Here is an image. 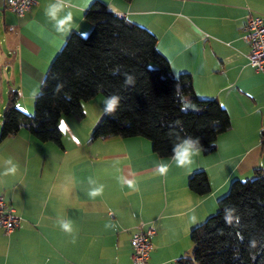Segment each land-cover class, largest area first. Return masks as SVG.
I'll list each match as a JSON object with an SVG mask.
<instances>
[{"label": "crops", "instance_id": "0c3cea01", "mask_svg": "<svg viewBox=\"0 0 264 264\" xmlns=\"http://www.w3.org/2000/svg\"><path fill=\"white\" fill-rule=\"evenodd\" d=\"M94 1L71 0V30L58 34L45 14L53 0H37L24 17L0 0V130L11 89L20 94L17 106L34 113L35 97L70 33L90 32L84 14ZM99 1L153 32L173 74L189 73L199 97L227 109L231 128L214 152H200L187 168L158 157L145 138L91 141L103 114L87 125L86 116H64L62 146L40 142L26 129L0 141V171L7 158L19 165L16 175L0 177V196L21 218L12 235L0 230V264H133L130 239L141 223L157 230L148 264H174L191 252V230L217 212L232 182L264 171V75L250 65L242 39L245 16L264 17V0ZM158 164L168 167L161 172ZM201 170L212 188L204 196L188 183ZM89 177L104 185L95 199L87 195ZM57 217L71 218L75 244Z\"/></svg>", "mask_w": 264, "mask_h": 264}, {"label": "trees", "instance_id": "16d2710c", "mask_svg": "<svg viewBox=\"0 0 264 264\" xmlns=\"http://www.w3.org/2000/svg\"><path fill=\"white\" fill-rule=\"evenodd\" d=\"M84 15L90 32L70 33L35 97L34 113L21 110L20 94L9 91L0 141L26 129L40 142L62 146L64 116L84 119L83 103L100 94H118L117 110L101 116L91 141L145 138L158 157L169 159L177 136L192 137L199 138L203 154L214 152L219 136L231 128L227 109L216 99L199 97L189 73L173 74L156 35L147 28L116 15L99 0ZM129 76L134 82L126 85ZM58 84L63 86L59 91ZM188 183L198 195L211 193L203 170ZM226 208L234 209L230 217ZM191 241V252L174 264H264V171L233 181L217 212L191 230Z\"/></svg>", "mask_w": 264, "mask_h": 264}, {"label": "clouds", "instance_id": "9594fccd", "mask_svg": "<svg viewBox=\"0 0 264 264\" xmlns=\"http://www.w3.org/2000/svg\"><path fill=\"white\" fill-rule=\"evenodd\" d=\"M71 3V0H53L49 4L45 11L50 21L53 22L55 31L58 34H65L71 30L72 13L71 11H66V7ZM61 13H64L61 15ZM134 82V78L129 76L126 79V85H130ZM63 86L58 84L57 91H59ZM102 90V86H98V91ZM121 97L118 94H112L105 99V106L103 108V113L105 115H112L117 110ZM183 110V108H182ZM204 150L199 138L192 137H179L177 136L173 142V157L172 159L176 163L177 167L187 168L193 162V157L200 154ZM161 172H163L168 166L165 164H158L156 166ZM3 170L0 171V177L14 176L19 171V165L12 159L7 158L2 161ZM120 182L122 185L127 184L128 187L132 188L134 191H138L135 183L131 180H127L124 177H120ZM89 190L87 195L91 199H95L101 196L104 192V185L98 184L92 177L88 178ZM226 215L231 216L234 211L233 208H226ZM196 216H191V221L196 222ZM56 223L58 227L66 232L72 237V243H76V234L74 232L73 221L71 218L57 217ZM106 227H112V225H106Z\"/></svg>", "mask_w": 264, "mask_h": 264}, {"label": "built area", "instance_id": "2783aa9c", "mask_svg": "<svg viewBox=\"0 0 264 264\" xmlns=\"http://www.w3.org/2000/svg\"><path fill=\"white\" fill-rule=\"evenodd\" d=\"M36 3L37 0H6L5 7L18 17H24ZM242 32L243 41L250 47V65L264 75V17L247 13ZM20 223L21 218L16 211L0 196V230L6 235H12ZM156 233V228L151 225L141 223L136 227L130 239L133 264H148Z\"/></svg>", "mask_w": 264, "mask_h": 264}, {"label": "rangeland", "instance_id": "374dc122", "mask_svg": "<svg viewBox=\"0 0 264 264\" xmlns=\"http://www.w3.org/2000/svg\"><path fill=\"white\" fill-rule=\"evenodd\" d=\"M99 99L100 101H104V104H101V102L98 104ZM105 99L106 97L100 94L95 99L83 103V108L86 115V119H84L86 121L83 120L84 125L91 124L98 117V115L101 116L102 114H104L103 108L105 106Z\"/></svg>", "mask_w": 264, "mask_h": 264}]
</instances>
